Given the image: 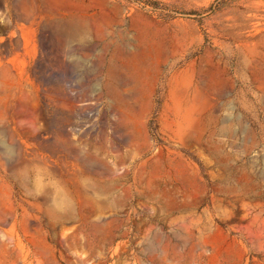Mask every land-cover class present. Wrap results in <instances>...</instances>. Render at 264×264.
<instances>
[{"label":"rangeland","instance_id":"1","mask_svg":"<svg viewBox=\"0 0 264 264\" xmlns=\"http://www.w3.org/2000/svg\"><path fill=\"white\" fill-rule=\"evenodd\" d=\"M0 264H264V0H0Z\"/></svg>","mask_w":264,"mask_h":264},{"label":"trees","instance_id":"2","mask_svg":"<svg viewBox=\"0 0 264 264\" xmlns=\"http://www.w3.org/2000/svg\"><path fill=\"white\" fill-rule=\"evenodd\" d=\"M149 130L151 133L157 132V122L155 117L149 122Z\"/></svg>","mask_w":264,"mask_h":264}]
</instances>
